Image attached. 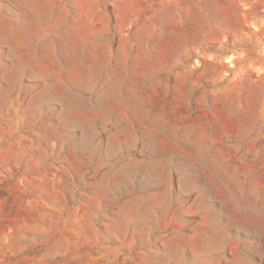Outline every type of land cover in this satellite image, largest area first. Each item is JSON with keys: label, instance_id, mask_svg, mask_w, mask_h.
Masks as SVG:
<instances>
[{"label": "rangeland", "instance_id": "1", "mask_svg": "<svg viewBox=\"0 0 264 264\" xmlns=\"http://www.w3.org/2000/svg\"><path fill=\"white\" fill-rule=\"evenodd\" d=\"M0 264H264V0H0Z\"/></svg>", "mask_w": 264, "mask_h": 264}]
</instances>
